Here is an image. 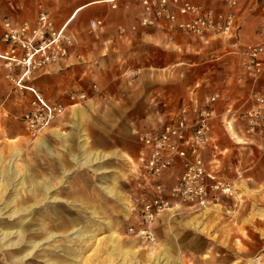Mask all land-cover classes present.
Returning a JSON list of instances; mask_svg holds the SVG:
<instances>
[{
	"label": "rangeland",
	"instance_id": "rangeland-1",
	"mask_svg": "<svg viewBox=\"0 0 264 264\" xmlns=\"http://www.w3.org/2000/svg\"><path fill=\"white\" fill-rule=\"evenodd\" d=\"M90 1L93 0H43L47 8L49 7L48 11L56 26L61 25L76 6ZM191 1L215 5L221 3V0ZM21 2L24 6L27 0ZM29 2L31 3L27 5V11L35 12L36 3L39 1ZM135 2L139 0H129L125 3L129 6L128 9L131 8L133 11L132 4ZM115 3V10L111 8L109 2L89 5L75 14L67 28L81 49L85 51L89 47L98 49L100 53L96 59L105 61L103 58H107V63L103 62L107 66L105 70L121 75L122 66L118 55L112 56L114 61L106 56L111 42H105L107 38L104 33L89 31V22L93 17L105 18V22L111 24L124 22V16L114 18L109 14L108 10L116 11L121 2L115 0ZM179 40L181 45L173 46L172 49L176 72H179L174 82L178 96L176 104H180L186 86L197 80L205 58L210 56L205 50L200 49L202 42L198 38L183 36ZM159 55L161 58V53ZM111 77L110 73L105 79H101L102 85L96 81L92 82L97 84L95 92L102 93V88L119 91L125 79L115 77L109 80ZM7 88L0 78V93L5 92ZM236 88L238 89V86ZM92 89L87 90L86 102L94 96ZM96 107L93 109L91 106L89 114L81 115V121L86 118L85 120L92 126V134L85 129L90 145L104 151L105 144H112L117 147L116 151L126 158L111 157L101 164L90 166L92 169L75 164L74 171L77 175L74 178L78 181L76 190L69 184L70 175L65 176L62 182V163L59 164L58 179L53 175L56 169V154L53 153L50 157L48 153L47 157L46 153L41 154L37 148L38 137L42 133L37 137L30 136L17 111H0V158L3 159L4 165L3 174L0 176V233L12 231V234L3 235L0 263L121 264L122 261L129 260L132 264H264V221L257 223L258 215L253 213V206L264 209V195L248 186L251 181L247 179L246 174L237 180L239 182L234 183L235 198L226 201V208L220 205L214 208L210 205L208 209L190 210L177 205L159 216L154 223V242H147L128 234L127 229L130 225H138L137 222H133L132 214L136 213L141 203L151 196L147 181L130 174L136 166L133 161L140 149L137 130H150L154 123H142V117L147 116L146 113L104 110L100 109L103 108L100 105ZM127 118L129 121H126ZM215 132L218 141L220 140L218 148L226 149L225 158L230 164L229 170L225 171L228 178L232 177L233 165L247 168L252 172H264V141L256 139V142L250 145L237 143L235 138H231L233 134H230L231 137L225 134L219 123L215 126ZM234 134L244 140L240 132ZM57 142L52 141V148L55 149ZM16 150L20 155L13 166L16 172L14 176L8 173L9 170L5 166ZM96 166L102 172H95ZM107 168H114L115 173H112L116 176L111 177L107 174L105 172ZM19 179H22L21 183ZM56 183H59V189L63 191L56 188ZM99 184H111L119 188V192L128 201L130 196L134 197L137 200L134 202L135 208H128L132 211L128 210L124 215L121 201L106 194ZM68 188L71 190L67 191ZM248 205L250 206L248 217L241 218V213L247 211ZM16 209L19 212L11 215L10 213ZM102 220L111 224L106 226ZM21 225L23 235L21 234L19 238L15 231ZM111 233L117 235L116 250L109 239ZM11 243L14 245L5 246ZM27 252L30 254L25 256Z\"/></svg>",
	"mask_w": 264,
	"mask_h": 264
},
{
	"label": "crops",
	"instance_id": "crops-1",
	"mask_svg": "<svg viewBox=\"0 0 264 264\" xmlns=\"http://www.w3.org/2000/svg\"><path fill=\"white\" fill-rule=\"evenodd\" d=\"M37 1L39 2L36 3L35 12H32L27 11V5L31 3L29 0H27L26 3L24 2V6H22L23 3L21 0H0V38L3 32L2 20L4 18L10 19L13 25H16L20 21H33L40 10H49V7L47 8L43 0ZM127 1L129 0H120L121 3H119V7L116 11H114V8V10H108L109 14L114 18H121L124 16V22L111 24L106 21L105 27L101 31L96 32L97 34L104 33L105 38H107L105 42H111L108 51H106V56L108 55L111 61H114L112 56L118 55L122 66V77L121 75L115 74L113 71L108 72L105 70L107 66L104 65L103 62L107 63V58H103L105 61L101 59L97 60L96 57L100 53L98 49L94 50L89 47L88 50L85 51L81 49L75 41V43L70 46L69 54L64 60L57 64L47 66L44 71L36 74L32 81L33 87L39 90L48 101H58L66 106V113L61 118L54 120L50 127L38 137L39 147L37 148L41 151V154L46 153L47 157L48 153H50V157L51 154H56V169L53 175L58 179L57 177L60 175L59 164L62 163V182H64L63 179L65 176L70 175L69 184L73 190H76L78 181L74 178L75 175H77V172L74 171V165L77 164L78 166V163L88 158L89 154L99 153L106 156L104 160L94 163L92 166L101 164L111 157L126 158L125 155L118 153L115 149L117 147L112 146V144H105L103 147L104 151L92 148L85 133V129H87L89 134H92V126L88 120H85L86 118L81 121V115L85 113L89 114L91 106L93 109L97 108V105H100V107H103L100 109L104 110L118 109L121 111L146 113L145 115L147 116L144 118L142 117V123H154L150 130H159L165 123L173 122L178 117L186 116L188 119L194 118L196 112L209 103V98L214 93H218L220 97L214 103L210 104L215 111V117L212 119L211 123L210 141L204 146L201 154L204 160L209 164L210 169L218 176L236 184V182H239L237 180H239L242 175L246 174L247 179L251 181L248 186L250 188H255L257 192H260V195H264V172H252L247 168H240L236 165L234 167L233 165L231 171L232 177H227L225 171H227L226 169L229 170L230 164L225 158L226 149L218 148L220 140L218 141L215 132V126L219 123L225 134H233V136L231 137L230 135V137L232 139L235 138V142H242L248 145L256 142V139L252 137L248 138L243 132L242 122H240L239 119H230L229 116L230 111H240L247 107L245 101L251 87L238 56L231 51L225 39L214 36L195 37L189 34H181L173 32L166 26L142 27L139 25V19L143 12L141 0L132 4L134 7L133 11L131 8L128 9L129 6L126 4ZM99 2H105V0H93L76 6L61 25L65 26L67 32H71L70 29L67 28V25L74 18L75 14L89 5ZM195 3L202 4L215 10L222 8V0L219 5L206 2ZM262 6H264L262 0L239 1L236 7V25L238 28L237 34L242 43H255L260 40L258 29L262 15H264V7ZM96 18L100 17H93L90 21ZM133 26H135V29H132ZM183 36L198 38L202 42L200 49L205 50L210 56L205 58L202 72L199 74L197 80L186 86L180 104L177 103V105L176 100L178 96L175 91L174 82L179 72H176V61L172 49L173 46L181 45L179 39H182ZM104 49L106 50L107 48L105 47ZM1 50L2 43L0 40V51ZM160 53L161 58L159 55ZM214 65H216V68H214ZM110 73L112 77L109 80H113L115 77H120L122 80L125 79L124 83L121 85V89L119 91H114L102 88V93H96V90L92 89V86L97 84H92V82L96 81L101 84V79H105ZM0 78L8 87L5 92L0 93V111H17L19 116L22 115L29 106L30 95L27 93L25 96L20 97L12 92L11 89L9 90V83L5 81L1 71ZM237 86L238 89L236 88ZM257 86L261 91H264V76L259 80ZM89 89L93 90L92 94L94 96L89 98L90 100L87 101L88 103L83 101L78 105L70 104V101L67 99V93L70 90H84L87 92ZM99 98L101 100L100 102ZM126 121H129V119L127 118ZM238 132L242 134L243 141L234 134ZM53 140L58 141L55 145V149L52 148ZM129 154L131 155V153ZM137 156L138 152L133 161L134 165L136 163L138 164ZM139 167L141 166H134L130 174L135 178L140 179V177H142L143 180L147 181L151 190L150 198H152L154 196L153 183L150 182L149 178L145 177V173H143ZM86 168L92 169L90 166H86ZM96 169L97 170L94 169L95 172H102L98 169V166H96ZM178 171L179 164L175 163L172 168L163 174V180L167 186L173 183L174 176ZM105 172L112 177L115 173V169L107 168ZM46 173H48V169H46ZM110 179L112 182V178ZM99 185L106 194L118 198L122 202L121 205L124 215L127 214L128 210L130 212L132 211V209L130 210L128 208L134 207V202L137 201L134 197L130 196L128 201L127 198L119 192V188L117 189L111 184ZM56 188L59 189V183H56ZM71 188H68L67 191H70ZM59 190L63 191V189ZM150 198L148 197L145 200ZM234 198V196L221 197L220 201L212 204V206L215 208L220 205L226 208V201L230 199L233 200ZM181 205L190 210H199L184 204ZM249 207L248 205L247 211L244 214L241 213V218L248 217ZM230 208L232 209V205ZM164 213H162L160 217ZM253 213L258 215L256 217L258 220L256 221L257 223L264 221V209L253 206ZM132 217L134 218H132L134 220L133 222L138 223V211L132 214ZM102 221L106 226L111 224L109 221Z\"/></svg>",
	"mask_w": 264,
	"mask_h": 264
},
{
	"label": "built area",
	"instance_id": "built-area-1",
	"mask_svg": "<svg viewBox=\"0 0 264 264\" xmlns=\"http://www.w3.org/2000/svg\"><path fill=\"white\" fill-rule=\"evenodd\" d=\"M239 1L222 0V8L215 10L189 0H141L143 12L139 25L166 26L181 34L225 39L240 59L251 85L245 101L247 107L230 111V119L242 122L243 132L248 138L264 141V91L257 86L264 76V15L258 29L260 40L242 43L236 25ZM105 2H109L111 8L116 7L115 0ZM2 26L0 71L12 92L20 97L27 93L30 95L29 106L20 116V121L30 136L37 137L66 113V106L58 101H48L33 87L32 81L47 66L57 64L68 56L75 37L65 30L64 25L56 26L45 10H40L33 21H20L16 25L4 18ZM104 27L102 18L89 22L90 32L101 31ZM92 88L96 90V85ZM219 97L218 93H214L209 103L201 107L192 119L181 116L165 123L159 130H137L140 149L136 166L140 165L145 177L153 183L154 196L142 202L138 210V225H130L128 234L154 242L153 225L162 213L181 204L204 209L218 203L221 197L236 194L234 184L210 169L201 154L210 141L211 123L215 117L210 104ZM67 99L71 105H78L87 99V92L70 90ZM175 163L179 164V171L173 183L167 186L163 174Z\"/></svg>",
	"mask_w": 264,
	"mask_h": 264
},
{
	"label": "bare ground",
	"instance_id": "bare-ground-1",
	"mask_svg": "<svg viewBox=\"0 0 264 264\" xmlns=\"http://www.w3.org/2000/svg\"><path fill=\"white\" fill-rule=\"evenodd\" d=\"M41 141V140H40ZM39 143V142H38ZM39 146V145H38ZM19 155H20V152L18 151V150H16L15 151V153H14V155L10 158V160H9V162L6 164L7 166H5L6 168H7V170H9V174L10 175H16V172L14 171V169H13V166H15L14 165V163H15V161L18 159V157H19ZM104 158H106V156L105 155H102V154H94V153H92V154H89L88 155V158H86L84 161H81V162H79L78 164L80 165V166H92L94 163H97V162H100V161H102ZM2 160L3 159H1L0 158V176L3 174V167H4V165H3V163H2ZM7 173V174H8ZM6 174V175H7ZM19 181V183H21L22 182V179H19L18 180ZM117 196V195H116ZM52 199H56V197H52ZM122 203V202H121ZM126 206V205H125ZM17 212H19V210H13L10 214L12 215V214H14V213H17ZM12 234V231H9V232H1L0 234H2V237H0V246H2L3 244H2V240L4 239L3 238V235H5V236H7L8 234ZM15 233L16 234H19V238H21L20 237V235L22 234L23 235V226L21 225V227H19V228H17L16 229V231H15ZM21 235V236H22ZM109 239H110V241L113 243V249L114 250H116V249H118V239H117V235H114V233H111L110 235H109ZM8 245H14V243H11V244H6L5 246H8ZM28 254H30V252H27L26 254H25V256H27ZM14 258L16 259V260H19V259H17V257H15L14 256ZM121 264H132L129 260H124V261H122V263ZM136 264H138V263H136Z\"/></svg>",
	"mask_w": 264,
	"mask_h": 264
}]
</instances>
